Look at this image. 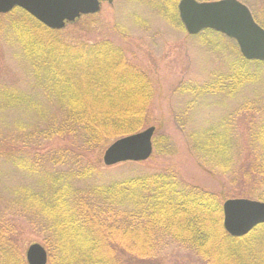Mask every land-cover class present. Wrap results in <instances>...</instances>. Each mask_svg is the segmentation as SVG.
<instances>
[{
  "label": "trees",
  "instance_id": "obj_1",
  "mask_svg": "<svg viewBox=\"0 0 264 264\" xmlns=\"http://www.w3.org/2000/svg\"><path fill=\"white\" fill-rule=\"evenodd\" d=\"M178 1L155 4L162 14L177 17ZM245 1L264 11V0ZM0 18V31L15 37L29 61L35 87L33 93L15 94L0 86V99L5 106L36 112L28 128L0 133V147L8 148L1 156L34 178L32 186L21 187L0 206V264H26L16 218L41 234L48 264H126L125 258L130 264H163L159 257L171 242L204 264H264V223L244 236H229L220 193L183 182L172 168L116 176L101 164L102 148L150 122L153 84L122 48L109 40L67 42L19 8ZM258 23L264 28V18ZM262 70L264 62L237 53L213 82L182 90L230 96L259 79ZM40 96L59 113H43ZM235 112L192 131V151L228 168L240 185L238 195L264 202V108L252 110L246 103ZM241 119L244 134L238 130ZM55 138L74 145L50 152L51 165L44 168L25 147ZM152 143L157 147L155 138ZM15 201L19 213L7 209Z\"/></svg>",
  "mask_w": 264,
  "mask_h": 264
},
{
  "label": "rangeland",
  "instance_id": "obj_2",
  "mask_svg": "<svg viewBox=\"0 0 264 264\" xmlns=\"http://www.w3.org/2000/svg\"><path fill=\"white\" fill-rule=\"evenodd\" d=\"M156 1L102 2L98 12L80 16L56 30L62 40L70 43L111 41L124 50L127 60L143 71L153 84L150 122L145 128L154 126L152 140L156 139L157 147L153 145L152 154L145 161L118 163L106 168L114 171L112 175L116 176H128L134 171L155 172L172 168L183 182L220 193L222 203L231 198L257 200L238 195L240 185L236 180L232 181L230 170L220 168L218 164L214 166L207 159L197 156L192 151L188 136L192 131L207 129L229 115L234 116L235 111L246 103L251 104L252 110L264 108V74L230 96L182 90L183 86H202L213 82L218 74L226 73L228 63L236 58L239 50L234 40L216 32L202 31L189 35L178 21V15L162 14L157 10ZM240 1L250 9L256 22L263 20L261 6ZM0 25H4L3 18H0ZM0 86L12 88L15 94L33 93L35 88L29 61L15 37L4 32V29L0 31ZM39 99L45 102L43 113H59L57 106L48 104L41 96ZM20 108L5 106L0 99V133L8 129L24 130L33 123L36 112L32 108L23 109L26 112ZM244 129L245 122L241 119L238 130L243 133ZM71 144L72 141L66 138H55L40 143L38 147L29 145L25 149L38 155L44 168H49L50 152ZM109 144L99 154L101 164L102 153ZM6 149L0 147V206L13 199L14 193L21 187L32 186L34 182L27 172L1 156ZM94 153L90 151L88 155L92 157ZM60 166L64 165L57 164L55 167ZM15 206L7 209L19 213L21 209L16 201ZM16 222L21 230L23 255L31 243L43 246L41 234L29 222L19 218H16ZM159 258L163 264H204L193 253L173 242L162 250ZM128 259L125 258L126 264H130ZM131 262L141 264L139 261Z\"/></svg>",
  "mask_w": 264,
  "mask_h": 264
},
{
  "label": "water",
  "instance_id": "obj_3",
  "mask_svg": "<svg viewBox=\"0 0 264 264\" xmlns=\"http://www.w3.org/2000/svg\"><path fill=\"white\" fill-rule=\"evenodd\" d=\"M101 2L111 0H0V14L20 8L46 28L60 30L81 15L99 11ZM177 14L189 35L209 29L235 41L241 56L264 62V28L253 18L250 9L239 0H179ZM154 126L119 137L102 153L104 166L141 162L152 154ZM264 223V202L231 198L222 203V225L231 237H241ZM47 251L39 243L25 250L26 264H47Z\"/></svg>",
  "mask_w": 264,
  "mask_h": 264
}]
</instances>
